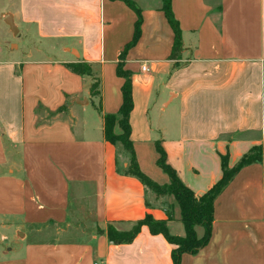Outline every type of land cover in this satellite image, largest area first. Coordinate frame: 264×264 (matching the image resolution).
<instances>
[{
    "label": "crops",
    "instance_id": "crops-1",
    "mask_svg": "<svg viewBox=\"0 0 264 264\" xmlns=\"http://www.w3.org/2000/svg\"><path fill=\"white\" fill-rule=\"evenodd\" d=\"M132 1L141 35L123 59L137 21L125 1L54 0L47 10L17 3V29L20 22L31 38L58 39L59 53L36 59L43 52L34 48L17 61L33 71L27 86L24 70L16 78L21 104L10 118L6 96L0 100V264H174L175 246L147 226L131 243L106 232L152 214L185 235L181 215L168 219L152 207L157 197L125 173L128 152L105 138L104 114H117L123 102L119 62L131 72L136 158L160 183L169 176L160 175L157 141L196 195L222 177L221 155L233 167L264 143V0H172L183 43L176 59L163 0ZM78 61L90 63L93 76L65 66ZM94 78L99 95L91 93ZM181 264H264V156L217 197L208 244L184 253Z\"/></svg>",
    "mask_w": 264,
    "mask_h": 264
},
{
    "label": "trees",
    "instance_id": "trees-1",
    "mask_svg": "<svg viewBox=\"0 0 264 264\" xmlns=\"http://www.w3.org/2000/svg\"><path fill=\"white\" fill-rule=\"evenodd\" d=\"M125 1L137 14L135 24V33L133 39L125 46L121 53V59L125 57L126 52L136 44L141 35L142 14L140 9L132 0ZM163 11L171 25L175 38L170 55L171 59L180 56L183 49L181 28L178 20L175 18L172 10V0H163ZM65 66L73 73L79 75L93 76V70L90 63L85 61L65 63ZM117 74L124 78L122 85L123 102L117 114H104V134L105 138L111 143H120L129 154V165L125 173L138 178L144 186L151 191L157 198L167 195H173L177 200L180 211L181 221L185 228L184 236H177L170 233L167 220L156 219L152 214H147L144 218L138 220L131 229L126 231L117 230L113 225H108V237L118 244L131 243L143 226H147L152 234H162L169 243L175 247L172 249V259L174 264H181L182 255L184 253L195 254L204 246H206L211 238L212 225L214 220L215 200L223 192L226 186L234 179L239 171L246 165L259 162L262 156L256 154V146L249 154H245L242 159L233 167L229 166V155H221L222 177L211 188L202 195H196L195 192L188 187L177 170L167 161V153L160 141L156 142V149L159 153L157 165L169 176V182L159 184L146 173H144L136 158L134 145L131 140L130 113L133 109L132 95V78L131 72L125 70L124 63L119 62ZM100 82L98 78H94L91 84L92 95H99ZM101 109L100 105L98 107ZM119 123L121 133H115V126ZM202 226L204 234L198 237L196 227Z\"/></svg>",
    "mask_w": 264,
    "mask_h": 264
},
{
    "label": "rangeland",
    "instance_id": "rangeland-1",
    "mask_svg": "<svg viewBox=\"0 0 264 264\" xmlns=\"http://www.w3.org/2000/svg\"><path fill=\"white\" fill-rule=\"evenodd\" d=\"M48 2H54V0H0V100H2V98L6 96L5 102L8 108V112H7L8 118H10L11 112L13 110L15 111L17 109V106L21 104V98L18 91L20 90L22 83L21 81L19 82L16 78H19V76H21L20 73H22L24 70L23 73L26 74L25 83L27 86V82H29L30 79L28 72L33 71L31 67H28L26 70L25 69L21 70L20 63H23L27 59H30V57H27V55L31 52V50H34V48L40 49L43 52V53L36 52L34 55L36 59L37 58L42 59L45 58L46 56L54 57L55 55H58L59 40L52 38L50 39H41L37 37L31 38V34L28 36L23 31L24 29L20 22H17V24L19 25V28H21V31L17 29L15 19H13V26H15V30H12L11 26L9 25V22H7V19L9 18V16H11V19L14 18V11L17 9L16 6L17 3L21 10H23V8L24 10H41V9L47 10L49 6ZM17 61L20 63L17 64ZM12 64H15L14 66L17 67L16 68L17 72L16 74L14 73L15 76L13 75V72L10 69ZM35 69H36V65L34 66V70ZM36 86L47 87L46 85H41V84H36ZM255 146H256V150L254 152L256 154L261 155L263 158L264 143ZM252 148L245 154H249L253 149H255ZM242 157L239 159V161L242 159ZM159 172L160 175L163 174L164 176L165 175L167 176V174L160 167H159ZM147 175L151 177V175L149 174ZM158 175L159 174H155L156 177L154 178L151 177V178L154 179L156 182L160 183L158 180L160 179ZM156 200L157 201L155 205H153L152 207L162 209L163 212L168 215V219H173L177 213L181 215L179 204L173 195H167L159 199L156 198ZM177 210L178 212H176ZM16 235L18 234L16 233ZM198 237L201 236L198 235ZM76 238L82 239L81 237H76Z\"/></svg>",
    "mask_w": 264,
    "mask_h": 264
},
{
    "label": "water",
    "instance_id": "water-1",
    "mask_svg": "<svg viewBox=\"0 0 264 264\" xmlns=\"http://www.w3.org/2000/svg\"><path fill=\"white\" fill-rule=\"evenodd\" d=\"M7 22H9V25L11 26L12 30H15V26H13V19H11V16H9Z\"/></svg>",
    "mask_w": 264,
    "mask_h": 264
},
{
    "label": "built area",
    "instance_id": "built-area-1",
    "mask_svg": "<svg viewBox=\"0 0 264 264\" xmlns=\"http://www.w3.org/2000/svg\"><path fill=\"white\" fill-rule=\"evenodd\" d=\"M143 70H148L147 66L143 65L142 67Z\"/></svg>",
    "mask_w": 264,
    "mask_h": 264
}]
</instances>
